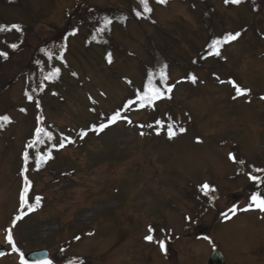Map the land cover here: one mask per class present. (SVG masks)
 Segmentation results:
<instances>
[{"label": "rangeland", "instance_id": "1", "mask_svg": "<svg viewBox=\"0 0 264 264\" xmlns=\"http://www.w3.org/2000/svg\"><path fill=\"white\" fill-rule=\"evenodd\" d=\"M88 1L102 7L125 6L123 0ZM23 5L38 20L22 18L20 9L0 7L3 19L25 20L29 26L23 30L20 51L0 62V87L5 80L13 82L0 95V117L11 121L0 132V248L7 251L0 264H31L26 255L38 250L49 252L40 264H206L210 251L206 237L228 264H264V212L244 211L251 195L264 198V187L250 179L259 180L257 173L264 171V11L253 17L244 5L226 7L224 0H207L195 7L174 1L166 8H155L152 18L157 29L129 22L124 34H114L123 48L115 53L112 68L102 64L99 49L86 53L83 38L72 39L64 59L74 72L64 73L66 89H59L62 104L48 96L28 104L22 97V70L41 39L48 37L49 26L63 25L74 0H24ZM245 27V38L227 48L229 60L222 68L210 72L208 61L198 68L190 66L197 84L189 86L182 69L172 70L171 112L181 121L173 128V138L169 139L168 123L161 115L162 137L157 143L153 138L157 128L153 123L145 126L151 116L138 107L123 111L121 121L107 124L102 131L100 126L94 133L88 130L89 122L97 123L98 110L119 111L129 88L140 85L141 65L150 63L155 52L147 47H156L169 62L181 59L187 65L205 46L208 30L235 35ZM10 39H0V52L9 51ZM210 73L220 74L224 83ZM228 81L237 82L247 94L236 96ZM230 92H234L232 101ZM167 109L166 105L158 108L161 114ZM42 116L66 138L86 133L62 148L54 164L71 172V182L66 175L55 174L51 183L47 172L40 176L23 169L20 159L26 138L44 127ZM25 181L34 191L31 198L43 201L37 213L21 204ZM204 184L215 191L205 195ZM203 196L218 200L197 223L192 202ZM231 208L237 210L235 215ZM224 213L231 219L226 220ZM9 229L18 251L5 243ZM166 229L171 234L166 238L168 255L154 246L155 240L145 239Z\"/></svg>", "mask_w": 264, "mask_h": 264}, {"label": "trees", "instance_id": "2", "mask_svg": "<svg viewBox=\"0 0 264 264\" xmlns=\"http://www.w3.org/2000/svg\"><path fill=\"white\" fill-rule=\"evenodd\" d=\"M174 1L190 7H195L194 5H199L200 2L202 4H206L207 2V0H199V3H196L194 0H167L166 3L162 4L158 3L157 0H148L151 12L147 13L139 3V0H123L125 5L123 9L93 5L88 0H74V5L63 17V25L61 27L56 25L49 26L50 31L48 37L46 39H41L40 44L37 45L33 55H31V61L29 62L27 68L22 70V75L20 76L25 78V87L22 94L23 101L25 100L24 102H27L28 104L34 102L40 103L43 101L42 98L46 96L60 102L64 101V97L59 89H66L64 85L66 84L64 73L74 72L73 68L70 67L64 59L68 54L69 41L72 39L82 37L86 53L90 51L93 52V48L99 49L102 64L105 65V67H112L115 64V53H120L123 48L115 38L114 34H124L129 22H133L138 25L146 23L157 29L158 24L153 21L152 18L154 9L159 7L165 8ZM23 2L24 0H0V7L4 10L20 9L24 13L22 18H32L34 21L38 20V17H33L31 10L28 6L23 5ZM224 4L228 7L230 6L228 4L232 3ZM232 5H244L253 17L261 15L264 11V0H241V3ZM137 12L141 13L139 17L136 15ZM105 20L111 21L107 28L104 27ZM25 23V20L21 22H8L0 15V26L10 28L12 25H17L21 29L20 31H16L15 29H12L11 31H0V39L6 40L8 36L11 38L7 42L9 51L7 52V50H4L0 52L5 54L4 56H0L1 63H5L9 60V54H14L20 51L24 41L23 30L25 31V29L29 28V26ZM102 29L103 31H101ZM208 31L209 33L205 46L199 50V53L196 54L195 57L189 59L190 62H187V65H185L181 59L172 60L173 62L171 61V63L166 60L165 56L156 50V47H147L146 50L151 48L153 49L152 51H155L151 54L152 60L150 63L143 61L141 65L142 74L140 75L141 82L140 85H138L140 87H135V89H130L127 92V95L123 99L121 107L119 108V112H117L120 114L119 117L121 116L122 110L127 108V106H135L151 110V122L147 123L145 126L148 127L149 124H154V130L157 128V131L154 133V137H152L155 138V141L158 143L162 137L160 124L163 123L161 121V115L163 114L160 113L158 108H162L166 105L168 109L164 112L165 114L163 115V120L168 122V125L171 124L175 128L178 127L179 123L175 121L176 116H173V113L171 112V107L175 103V96H173L171 92L167 91L170 85L174 82L171 74L172 70L176 68L182 69L186 80H191L192 77V67L190 66L199 65L201 62H210V65H208L210 72L215 69L218 70L226 64L228 59V56L226 55L227 48H229L232 45V42H234L231 41L229 43L222 44L219 47L220 55L216 56L210 49L211 43L214 40H223L225 36L231 33L226 31L218 35L215 34L213 28ZM246 33L247 29H242L239 33L238 39H241L242 37L245 38ZM12 45H16L17 47L13 48L11 47ZM109 54H111L112 57L111 63H109L107 58ZM127 56L134 57L130 53H127ZM57 69H59L58 75L52 76V73H54ZM162 71L167 77L166 82L161 79ZM46 77L48 78L46 79ZM216 78L219 80L220 75H217ZM150 79L152 81V87L159 88L163 93V96L162 98L154 100L152 103H148L146 101L142 102L141 97H143L149 90ZM12 84L13 82L10 83L9 80H5L4 84L0 87V95L2 93H7ZM232 95L234 97V94ZM20 110L24 111L23 108ZM117 113H105L102 110H98V112L95 113L97 123L90 122V128L88 130L93 132L96 130L97 126L107 124L111 120V118H109L108 121H106L107 116L111 115L112 117ZM42 119L45 122L44 127H41L40 129H44V133H50L52 139L49 140L48 136L44 133H41L38 137V131L35 132L34 137H32V133L29 138H26L25 148L20 159V161L22 160L23 162V169L25 173L33 172L34 174L38 173L40 176L44 172H47L52 178L49 179V181H52L51 183L55 182V174L66 175L68 180L70 179L69 182H71V180H73L70 178L71 172H69V170L57 169L54 164L59 160V154L61 153L60 151L62 148L70 145L72 146V144H74V137L70 136L66 138L58 126L54 125L52 122L49 123L50 121H48L45 116H42ZM121 120L122 119L118 118L115 122ZM7 124L8 123L4 124L3 127ZM3 127L0 128V132L3 131ZM62 140L64 142V147H60L59 144ZM68 141L72 142L69 143ZM29 145H32V147H29ZM25 155L28 157L27 160H25ZM49 156L51 158H49ZM41 158H43V160H41ZM58 182L62 181L59 180ZM73 185H75V181ZM33 193V189H30L27 204L35 206L36 199L31 198ZM42 208L43 205L41 204L38 207H35L36 211H40Z\"/></svg>", "mask_w": 264, "mask_h": 264}, {"label": "snow or ice", "instance_id": "3", "mask_svg": "<svg viewBox=\"0 0 264 264\" xmlns=\"http://www.w3.org/2000/svg\"><path fill=\"white\" fill-rule=\"evenodd\" d=\"M157 2L163 4V3H166L167 0H157ZM139 3L141 4V6L143 7L145 12H147V13L151 12V8L149 7L148 0H139ZM225 3L239 4V3H241V0H225ZM136 15H137V17H139L141 15V13L137 12ZM110 23H111L110 20H105L104 21V27L107 28ZM12 29H15L16 31H20L21 30L19 28V26H17V25H12L10 28L9 27H4V26H0V31H11ZM101 31H103V29ZM238 36H239V33H237L235 35L229 34V35L225 36L223 38V40H214L211 43V45H210V49L212 50L213 54H215L216 56H219L220 55L219 47L222 44H226V43H229L231 41L236 40L238 38ZM11 47L16 48L17 46L16 45H12ZM4 55H5L4 53H0V56H4ZM107 58H108L109 63H111V61H112L111 54H109ZM58 73H59V69H57L54 73H52V76H56V75H58ZM47 78L48 77H46V79ZM161 79L166 82L167 77H166V75L164 74L163 71L161 72ZM191 80H192L193 83H195L196 77L192 76ZM221 83H224V82L221 81ZM228 83L232 84V86L235 88L236 96H241V95H246L247 94L248 90L241 89L233 81H228ZM171 90H172L171 87H169L167 89L168 92H171ZM162 96H163V93L160 91L159 88L152 87V81L150 79L149 80V90H148V92H146L144 94L143 97H141V101L142 102L146 101L148 103H152L154 100L162 98ZM262 99H264V97H262ZM119 115L120 114L117 113L116 115L112 116L110 122H115L119 118ZM10 122L11 121L9 120V117H7V116L0 117V127H3L4 124L10 123ZM157 123H160V122H157ZM106 126L107 125L101 124L100 128L98 129V131H102ZM180 131L183 132L185 130L183 128H181ZM41 133H44V129H39L38 132H37V136L39 137V135ZM44 134L48 136L49 140L52 139V136H51L50 133H44ZM141 134H143V133H141ZM157 134H159V133H157ZM80 135H81V137H83L84 135H86V133H81ZM175 135H176V133L173 130V126L171 124H169L168 125V137H169V139L173 138ZM68 142L71 143L72 141H68ZM29 147H32V145H29ZM60 147H64L63 140L60 142ZM27 158H28L27 155H25V160H27ZM49 158H51V157L49 156ZM230 158L233 159L234 162H235V158L234 157H232L230 155ZM41 160H43V158H41ZM256 171H261V170L257 169ZM250 179L259 182L257 177H250ZM25 184H26V186H25V188L23 190V193L21 195V204L22 205H26L28 207L29 211H34L35 207H38L40 205L41 198H39V197L36 198L35 206L27 204L26 196H27V193L29 191L30 185H28L27 181H25ZM202 189L204 190L205 195L208 194V191H215V189H210L209 185H207V184H204L202 186ZM250 200H251V203L249 204V207L244 209V211H248V210H252V209H258L260 212H264V198H261L260 194L256 193V194L251 195ZM236 211L237 210L235 208L229 209V212L231 213V215H235ZM223 215H224V218L226 220L227 219H231V216L229 215V213H224ZM17 219H20V217H17ZM149 231L151 232L152 229L150 228ZM77 239H79V237H77ZM145 239L147 241L151 242L153 240V237L151 235H148L147 237H145ZM7 242H8V244H10L12 246L13 251H18V249L16 248V245H15V243L13 241V237H12L10 229L8 230ZM160 248H161L162 251L166 250L165 249V244L163 243V241L160 242ZM22 264H23V262H22ZM47 264H51V262L49 261V262H47Z\"/></svg>", "mask_w": 264, "mask_h": 264}, {"label": "water", "instance_id": "4", "mask_svg": "<svg viewBox=\"0 0 264 264\" xmlns=\"http://www.w3.org/2000/svg\"><path fill=\"white\" fill-rule=\"evenodd\" d=\"M6 253L5 250L0 249V256L4 255ZM48 257V253L46 251H39V252H33L30 253L27 256V259L32 262H41L44 261ZM223 257L219 252L214 251L213 255L211 256L209 260V264H223Z\"/></svg>", "mask_w": 264, "mask_h": 264}, {"label": "flooded vegetation", "instance_id": "5", "mask_svg": "<svg viewBox=\"0 0 264 264\" xmlns=\"http://www.w3.org/2000/svg\"><path fill=\"white\" fill-rule=\"evenodd\" d=\"M212 248H213V246L211 247V250H212ZM208 259H209V256L206 257V262H207ZM256 262L258 263V261H256ZM225 264H228L227 260H225ZM237 264H239V263H237Z\"/></svg>", "mask_w": 264, "mask_h": 264}]
</instances>
